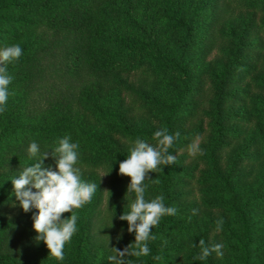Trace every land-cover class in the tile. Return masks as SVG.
<instances>
[{
	"label": "trees",
	"instance_id": "16d2710c",
	"mask_svg": "<svg viewBox=\"0 0 264 264\" xmlns=\"http://www.w3.org/2000/svg\"><path fill=\"white\" fill-rule=\"evenodd\" d=\"M15 44L0 112V264H111L135 238L119 219L134 198L119 163L164 128L179 133L177 162L149 174L145 199L177 211L152 228L148 256L125 260L264 264V0H0V49ZM65 136L97 190L56 260L11 180L39 159L33 141L55 170ZM200 239L223 255L195 259Z\"/></svg>",
	"mask_w": 264,
	"mask_h": 264
},
{
	"label": "clouds",
	"instance_id": "9594fccd",
	"mask_svg": "<svg viewBox=\"0 0 264 264\" xmlns=\"http://www.w3.org/2000/svg\"><path fill=\"white\" fill-rule=\"evenodd\" d=\"M21 55L22 48L18 44L0 49V112L5 111L9 95L8 85L12 80L7 67L18 61ZM178 137L179 133L171 135L164 128L153 133L155 145L137 138L132 142L130 154L119 163L118 175L130 178L126 193L134 196L129 203L130 210L123 212L119 219L127 221V231L134 233L135 238L123 250L114 248V254L108 257L111 264H129L125 260L127 256L136 258L148 256L150 254L148 242L155 239L151 234L152 228L159 224L162 217L176 214L177 210L174 207L165 206L163 195L151 200L145 199L148 185L144 181L161 165L176 164L177 156L171 154L169 149L173 147ZM70 140L69 136H65L51 149L50 154L55 159V170L43 166L49 152L41 153L39 145L33 141L27 151L30 157L39 159L31 166L24 167L18 178L11 180L13 193L22 210L25 213L33 208L38 210L32 216V227L37 234L35 240L43 241L48 249V256L56 260L64 259V247L77 231L78 217L74 209H80L90 203L97 190L96 183L81 180V169L77 166L79 144ZM197 152L203 154L198 143H194L190 146L189 154L196 155ZM109 173L110 171L102 176ZM152 183L159 181L153 180ZM196 211L194 209L193 214ZM64 213L71 215L64 218ZM217 225L219 228L222 221H217ZM119 238L118 235L117 239ZM198 244L200 254L195 259L206 260L213 252L217 256L223 255L222 244L209 247L203 239H200ZM153 259L159 260L160 257L154 256Z\"/></svg>",
	"mask_w": 264,
	"mask_h": 264
}]
</instances>
